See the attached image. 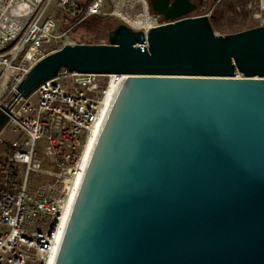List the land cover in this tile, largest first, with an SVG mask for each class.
<instances>
[{
  "label": "water",
  "instance_id": "obj_1",
  "mask_svg": "<svg viewBox=\"0 0 264 264\" xmlns=\"http://www.w3.org/2000/svg\"><path fill=\"white\" fill-rule=\"evenodd\" d=\"M202 3L149 0L166 22L66 43L19 83L127 74L55 264H264V25L216 32Z\"/></svg>",
  "mask_w": 264,
  "mask_h": 264
},
{
  "label": "built area",
  "instance_id": "obj_2",
  "mask_svg": "<svg viewBox=\"0 0 264 264\" xmlns=\"http://www.w3.org/2000/svg\"><path fill=\"white\" fill-rule=\"evenodd\" d=\"M130 1L140 10L132 14ZM208 1L193 15H214L223 0ZM53 2L56 12L45 16ZM256 4L255 26L264 25V0ZM123 13L160 18L149 0H0V95L11 93L0 99L9 115L0 130V264H55L89 162L91 129L127 74L61 68L28 96L17 87L40 59L77 43L66 39L82 21L117 15L131 25ZM157 18L133 27L146 31Z\"/></svg>",
  "mask_w": 264,
  "mask_h": 264
},
{
  "label": "rangeland",
  "instance_id": "obj_3",
  "mask_svg": "<svg viewBox=\"0 0 264 264\" xmlns=\"http://www.w3.org/2000/svg\"><path fill=\"white\" fill-rule=\"evenodd\" d=\"M257 0H223L215 9L212 23L216 32L229 33L239 31L249 27L255 26L257 23ZM131 2V1H130ZM131 13L140 10L138 3H132ZM211 0L207 2V6H211ZM56 12L55 2L51 3L45 12L47 16L51 12ZM199 13V11H198ZM100 22L93 29L91 22L84 24L82 21L77 25L72 32L68 34L66 41H76L77 43H103L108 40V32L116 27L118 24L125 22L117 15H99ZM148 17L151 21L155 22L156 16L150 14ZM133 21L138 22V16L131 17ZM160 20V18H157ZM63 29V27H61ZM11 96L10 92L0 95L1 100H8ZM36 178V173H32V179Z\"/></svg>",
  "mask_w": 264,
  "mask_h": 264
},
{
  "label": "bare ground",
  "instance_id": "obj_4",
  "mask_svg": "<svg viewBox=\"0 0 264 264\" xmlns=\"http://www.w3.org/2000/svg\"><path fill=\"white\" fill-rule=\"evenodd\" d=\"M124 15V18L127 19V21L134 27L136 28H140V27H144V26H147V25H151L153 24L154 22L151 21L150 19L147 18V15H144L143 17L141 15H138V22H135L132 20L131 16H129L128 14L126 15V13H123ZM158 23H164L166 22L165 19H161L157 21ZM155 24V23H154ZM114 98H115V94L112 92L110 93L105 101H104V104L102 106V110H101V114H100V117L98 118V120L94 123L92 129H91V136L89 138V141H88V144H87V157L88 159H90V156L92 154V151L94 149V146H95V143L98 139V136L101 132V129L104 125V122L106 120V117L109 113V110L111 108V105L114 101Z\"/></svg>",
  "mask_w": 264,
  "mask_h": 264
},
{
  "label": "trees",
  "instance_id": "obj_5",
  "mask_svg": "<svg viewBox=\"0 0 264 264\" xmlns=\"http://www.w3.org/2000/svg\"><path fill=\"white\" fill-rule=\"evenodd\" d=\"M99 19H100V16L99 15L91 16V17H88L87 19H85L84 24L89 25L88 22L93 20L91 22V26L90 27H92L94 29L95 26H97V24L100 22Z\"/></svg>",
  "mask_w": 264,
  "mask_h": 264
},
{
  "label": "flooded vegetation",
  "instance_id": "obj_6",
  "mask_svg": "<svg viewBox=\"0 0 264 264\" xmlns=\"http://www.w3.org/2000/svg\"><path fill=\"white\" fill-rule=\"evenodd\" d=\"M195 3H199V0H193ZM201 7V6H200ZM160 17H162V16H160Z\"/></svg>",
  "mask_w": 264,
  "mask_h": 264
}]
</instances>
